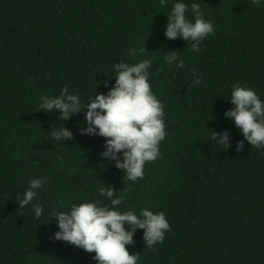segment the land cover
I'll return each mask as SVG.
<instances>
[{
    "label": "trees",
    "instance_id": "obj_1",
    "mask_svg": "<svg viewBox=\"0 0 264 264\" xmlns=\"http://www.w3.org/2000/svg\"><path fill=\"white\" fill-rule=\"evenodd\" d=\"M185 2L191 19L193 0ZM195 2L215 26L199 53L165 36L173 0L167 7L159 0H0V264H98L94 252L54 238L58 222L49 213L61 200V210L110 203L98 194L104 184L125 196V209L163 211L171 225L155 250L136 231L127 247L141 254L139 264H264V150L245 141L238 151L244 136L224 115L234 107L233 84L264 100V5ZM139 47L153 59L149 82L165 106L167 136L161 157L131 184L101 156L105 138L81 134L86 108L62 121L58 110L38 107L41 96H58L64 86L85 103L107 94L113 64L145 58L130 57ZM168 51L180 53L183 69L165 62ZM63 124L74 139L53 140ZM224 130L227 149L210 140ZM41 176L47 183L32 202L44 208L37 219L16 197Z\"/></svg>",
    "mask_w": 264,
    "mask_h": 264
},
{
    "label": "clouds",
    "instance_id": "obj_2",
    "mask_svg": "<svg viewBox=\"0 0 264 264\" xmlns=\"http://www.w3.org/2000/svg\"><path fill=\"white\" fill-rule=\"evenodd\" d=\"M251 2L257 7L264 5V0ZM159 3L167 7L169 0H159ZM188 11L189 4L185 0H173L171 11L167 12L165 36L170 40L182 38L189 42L188 48L192 52L199 53L202 41L214 34L215 26L205 18L201 4L195 0L191 2V19L186 15ZM148 52L146 47L132 48L130 57L145 58L136 59L134 63L120 61L113 64L116 79L107 94L93 95L85 103L79 94L70 93L68 86H64L58 96H41L38 107L45 113L58 110L62 121L86 108L87 126L81 128V134L104 137L105 150L101 156L114 161L117 168L124 170L125 181L131 184L144 178L146 163L161 157L160 144L167 136L165 106L149 82L153 59L147 56ZM165 53L167 64H174L177 70L185 67L180 53ZM200 82L199 78L195 80L197 84ZM230 100L234 107L226 110L224 115L234 121L244 136V140L237 142V150H243L245 141L256 149L264 150V100L253 88L239 83L233 84ZM52 139L64 142L74 139V134L63 124L52 131ZM210 140L224 149L231 147L228 130L222 133L213 131ZM46 183L44 176L33 178L28 188L16 197L20 208L32 205L37 219L43 215L44 208L32 202L39 198V190ZM131 184H128L129 190ZM98 194L110 203L104 204L99 199L87 200L73 202L68 210H61L66 206L63 200L58 202L49 213L58 222L56 240L71 243L89 253L94 252L93 259L98 264H139L141 254L130 253L127 247L134 243L138 229L144 230V248L155 250L156 245L164 244L171 225L163 211L154 212L148 207L141 208L139 212L125 209V196L117 195L113 187L105 184L98 189Z\"/></svg>",
    "mask_w": 264,
    "mask_h": 264
},
{
    "label": "water",
    "instance_id": "obj_3",
    "mask_svg": "<svg viewBox=\"0 0 264 264\" xmlns=\"http://www.w3.org/2000/svg\"><path fill=\"white\" fill-rule=\"evenodd\" d=\"M170 129H172V127H170ZM103 144H105V142H103Z\"/></svg>",
    "mask_w": 264,
    "mask_h": 264
}]
</instances>
